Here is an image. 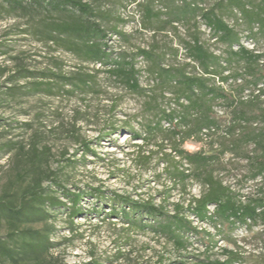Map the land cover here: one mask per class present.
<instances>
[{"label":"rangeland","instance_id":"rangeland-1","mask_svg":"<svg viewBox=\"0 0 264 264\" xmlns=\"http://www.w3.org/2000/svg\"><path fill=\"white\" fill-rule=\"evenodd\" d=\"M84 1L101 13L96 21L108 32L106 45L111 59L123 54L135 59L141 87L152 89L154 81L147 72V62L136 56L139 49L165 51L166 65L185 59L179 41L186 37V27L175 24L177 30H174L171 25L161 24L155 29L141 26L143 13L138 5L150 0ZM170 1L155 0L154 7L164 11L163 5ZM176 1L181 4V0ZM217 1L200 3L203 8H210ZM246 1L254 5L262 2ZM44 15L36 12L34 17L18 16L0 11V70L5 71V76L0 78V207L9 204L18 207L33 186L43 189L46 196L58 198L67 207L71 204L58 185L70 193L99 189L109 196L152 198L156 204L164 203L169 211H173L174 203L187 207L193 198L202 196L205 187L199 179H174L176 168L192 174L194 167L185 162L176 164L172 159L175 153L171 148V126L163 123V135L146 132L145 127L154 117L146 104L149 98L138 96L110 78L107 67L82 63L78 55L64 46L41 41L34 31L42 26L44 19L46 22L57 19L56 13ZM224 17L240 33L242 45L257 53L264 52V39L248 38L241 20L237 23L228 13ZM114 29L125 33L127 39H121ZM199 31L202 43L211 51L219 55L226 50L200 18ZM174 50H178L177 56ZM22 67L64 75L87 72L95 77L97 84L94 92L87 94L72 93L70 87H65L56 96L29 95L21 90L12 97L8 89L13 85L7 79ZM27 83L30 81L20 80L14 86L25 87ZM252 95V91L246 90L241 97L247 99ZM161 105L165 109L175 108L169 98ZM216 107L218 114L226 117L223 106ZM134 133L139 136L135 137ZM211 141H218V137L204 138L201 143L190 140L184 149L214 154L219 144ZM165 153L170 155L168 161L163 156ZM213 167L216 176L240 195L254 194L261 183L260 179L246 181L247 161L230 154ZM98 203L87 194L81 201L84 213L75 218L69 215L68 208H52L37 202H32L35 215L29 221L12 218L5 209L0 210V244L14 251L11 259L3 257L0 264H204L207 259L225 260L224 250L242 253L241 264H259L264 255L263 226L251 230L238 228L224 238L208 223L188 213L198 230L210 232L213 237L207 246L190 235L187 248L177 249L162 236L127 228L120 220L110 217L109 205L100 203L97 207ZM96 210L100 213L96 214ZM37 243H44L47 248L34 250L29 246Z\"/></svg>","mask_w":264,"mask_h":264},{"label":"trees","instance_id":"trees-1","mask_svg":"<svg viewBox=\"0 0 264 264\" xmlns=\"http://www.w3.org/2000/svg\"><path fill=\"white\" fill-rule=\"evenodd\" d=\"M200 1L181 0L179 5L176 0H171L163 5L164 11L155 9V0L139 3L143 13L141 26L144 29L159 28L161 24L171 25L174 30H177L175 24L186 27V37L179 41L185 50L182 63L166 65L163 59L167 54L165 51L156 53L153 48L137 51L136 56L147 62V72L154 81L153 88L146 89L140 85L135 59L126 54L111 59L106 45L108 32L100 21H96L101 13H97L90 3L84 0H0V9L7 15L34 17L36 12H42L44 16L56 13V20L46 22L44 19L40 23L42 26L34 33L40 35L41 41L46 44L64 46L68 52L78 55L82 63L107 67L110 78L138 96L149 98L146 104L154 112V117L145 127L146 132L163 135V123H168L172 128L170 140L175 153L172 159L176 164L185 162L194 167L192 174L186 173L188 170L176 168L174 179L185 181L195 177L205 187L202 196L193 198L187 207L174 203L173 211H169L164 203H154L152 198L140 200L130 195L109 196L99 189H91L90 193H70L61 185L58 187L69 200L70 207L56 197L46 196L43 189L33 186L22 197L23 201L18 207L9 204L1 206L0 210L5 209L4 212L12 218L29 221L35 215L32 202H37L52 208H68L69 215L75 218L84 213L81 201L88 194L99 202L97 207L100 203L109 205L110 217L120 220L127 228L162 236L177 249L187 248L190 235L207 246L213 237L210 232L198 230L188 218V213L200 222L208 223L224 238L238 228L251 230L257 226L264 227V52L257 53L242 45L240 33L224 17L228 13L237 23L241 20L246 26L248 38L264 39V0L260 5L246 0H219L210 8H203ZM199 18L211 31L213 38L226 47L223 53L218 55L202 43ZM113 32L121 39H127L125 33L117 29ZM174 52L177 56L178 50ZM4 76L5 71L0 70V78ZM20 80L30 83L25 87L14 86ZM7 82L13 85L8 89L12 97H16L21 90L29 95L56 96L65 87H70L72 93L87 94L94 92L97 84L95 77L87 72L64 75L50 70L29 71L24 67L8 77ZM246 90L252 91L253 95L243 99L241 95ZM147 92L152 93L148 95ZM167 94L171 97H167ZM167 98L174 101L175 108L161 107ZM218 104L223 106L226 117L218 114ZM133 135L139 136L136 133ZM215 136L218 141L210 143L217 142L219 149L214 154L184 149V144L190 140L201 143L204 138L212 139ZM8 148L13 149L11 145ZM86 149L89 150L88 147ZM226 154L247 161L246 181L261 180L254 194L240 195L216 176L213 166L220 163ZM163 156L167 161L170 158L168 153ZM175 158L179 160L175 161ZM28 196L30 198L26 199ZM210 207H213L212 212ZM99 213L96 210V214ZM29 246L34 250L47 248L44 243ZM223 252L225 260L207 259L204 264L244 262L240 252ZM13 254L14 251L0 244V260L3 257L11 259ZM259 264H264V255Z\"/></svg>","mask_w":264,"mask_h":264}]
</instances>
